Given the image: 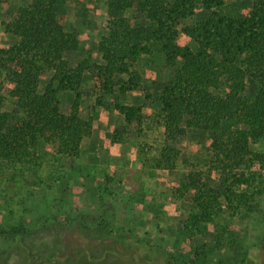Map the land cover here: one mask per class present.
Here are the masks:
<instances>
[{"label":"trees","instance_id":"1","mask_svg":"<svg viewBox=\"0 0 264 264\" xmlns=\"http://www.w3.org/2000/svg\"><path fill=\"white\" fill-rule=\"evenodd\" d=\"M12 1L0 0V14L1 5ZM81 2L16 0L12 19L2 23L5 33L19 40L0 47V164L36 166L46 154L80 156L95 123L82 107L83 97L93 96L101 106L104 96H112L114 111L126 124H136L138 133L146 121L163 130L165 145L145 157L159 169L177 167L178 138L188 132L199 137L207 172L193 163L180 185V198L193 191L197 210L185 226L188 236L206 226L212 213L228 211L230 202L255 210L256 197L264 193L255 191L264 180V151L256 148L264 141V0H248L235 14L227 0H109L108 34L96 47L101 61L89 51L72 63L67 55L79 50L80 33L69 15ZM198 6L202 17L191 23ZM128 9L145 16L148 25H134L124 15ZM160 52L173 78L155 85L159 110L149 112L148 103L126 104L121 96L130 91L153 99L138 66ZM87 76L91 81L84 84ZM66 92L73 94L69 114L62 111ZM112 134L113 143L122 135L117 129ZM28 233L25 227L0 230V249L5 241L10 249L18 240L27 245ZM34 246L16 247L18 253L26 250L28 264L66 256ZM92 258L89 263L97 264V256ZM263 263L264 238L242 264Z\"/></svg>","mask_w":264,"mask_h":264},{"label":"rangeland","instance_id":"2","mask_svg":"<svg viewBox=\"0 0 264 264\" xmlns=\"http://www.w3.org/2000/svg\"><path fill=\"white\" fill-rule=\"evenodd\" d=\"M247 1L227 0L229 12L244 11ZM15 7L16 0L1 5L0 47L19 40L6 34L2 25L12 19ZM200 11L198 6L191 23L202 17ZM111 12L109 0H82L74 7L69 19L73 27L76 23L82 29L77 27L80 46L67 55L69 61L77 63L89 51L101 61L96 47L108 34ZM124 15L134 25H148L146 17L132 9ZM161 56L144 58L138 66L152 95L155 85L173 78ZM88 80L89 76L84 84ZM154 95L145 100L130 91L121 97L129 105L148 103L147 110L157 113ZM83 98L82 107L92 112L95 123L92 134L83 139L80 156L46 154L36 166L0 164V230L25 227L29 231L27 245L18 240L10 249L4 242L0 264H28L26 250L18 253L16 247L33 245H41L53 256L66 254L56 256L53 264H92V256H97V264H242L246 252L264 238V193L256 197L252 212L233 208L230 202L228 211L212 213L206 226H198L188 236L185 226L190 214L197 212L194 193L182 198L179 194L191 164L207 172L201 163L205 153L199 137L188 132L178 138L177 167L159 169L145 160L165 145L163 130L154 121L144 122L138 133L136 124H126L114 111L112 96H104L101 106L93 96ZM61 100L62 111L69 114L73 94L61 93ZM116 129L122 135L113 143ZM256 148L264 151V141ZM212 175L219 176L215 171ZM257 189H264V180L256 183Z\"/></svg>","mask_w":264,"mask_h":264},{"label":"crops","instance_id":"3","mask_svg":"<svg viewBox=\"0 0 264 264\" xmlns=\"http://www.w3.org/2000/svg\"><path fill=\"white\" fill-rule=\"evenodd\" d=\"M76 28L78 27V28H80V29H82V26L81 27H79V25L78 24H76L75 23V25H74Z\"/></svg>","mask_w":264,"mask_h":264}]
</instances>
